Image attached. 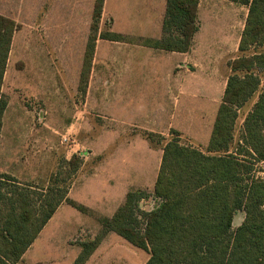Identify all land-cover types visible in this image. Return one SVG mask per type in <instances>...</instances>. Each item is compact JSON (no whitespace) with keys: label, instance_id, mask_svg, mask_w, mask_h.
I'll return each instance as SVG.
<instances>
[{"label":"trees","instance_id":"1","mask_svg":"<svg viewBox=\"0 0 264 264\" xmlns=\"http://www.w3.org/2000/svg\"><path fill=\"white\" fill-rule=\"evenodd\" d=\"M232 1L249 4L239 51L264 47V0ZM104 3L95 1V35L85 54L83 92L99 38L187 53L200 28L199 0H167L159 39L99 33ZM16 30L12 19L0 15V136L8 106L2 87ZM229 67L231 74L206 150L178 138L167 142L154 188H132L114 216H97L101 229L79 243L80 253L73 264H86L110 232L147 251L146 264H264V177L257 174L258 163L264 161V90L245 119L241 139L234 142L239 110L261 85L264 51L231 60ZM83 164L82 157L74 154L62 162L48 186L38 189L0 173V264H20L63 202L95 216L68 196ZM6 181L14 186L7 188ZM149 200L157 205L146 210L142 204ZM239 211L244 219L233 229Z\"/></svg>","mask_w":264,"mask_h":264},{"label":"rangeland","instance_id":"2","mask_svg":"<svg viewBox=\"0 0 264 264\" xmlns=\"http://www.w3.org/2000/svg\"><path fill=\"white\" fill-rule=\"evenodd\" d=\"M95 1L0 0V15L12 19L17 25L2 87V95L8 106L0 136V173L14 176L21 185L34 189L48 186L62 162L78 154L84 164L73 178L72 187L97 168L102 160L101 156H94L92 152L98 132H107L104 106L85 105L90 104L89 96L87 91L81 89L85 54L91 36L95 35L92 29ZM232 18L233 15L228 13L219 22L203 20L197 39L203 45H199V48L204 53L209 52L211 65L208 68L206 58L199 55L188 68L190 73L182 74L181 81L185 88L184 93L179 95V103L164 105L176 113L174 124L165 136L154 135L153 140L158 146L174 138L183 144L203 146L207 134L211 136L214 115L216 118L219 108L213 100L217 98L222 101V91L231 74L229 62L243 55L251 56L264 51V47L244 53L239 51L244 23L241 21L237 28ZM104 25L99 33L110 32L108 24ZM205 70H216L220 76H207ZM188 77H194L195 86L190 87ZM203 82L211 84L213 90L205 91L199 86ZM263 90L264 75L261 74L257 93L239 110L234 131L235 143L241 139L245 119ZM130 106L132 113L139 108L138 105ZM147 108L149 113H153L154 105H147ZM211 125V132L208 133ZM64 137L69 141L64 142ZM207 146L202 149L206 150ZM152 162L153 159L148 158V165ZM257 169V174L264 177V161L258 163ZM5 185L7 188L14 186L9 181ZM73 197L79 198V194L75 193ZM156 205L155 200L144 202L146 210ZM243 219L244 213L239 211L233 229ZM68 233H58L59 236L46 244H40L41 240L36 242L37 249L26 254L23 264H59L55 253L49 252L50 249L79 247L81 241L96 235L89 231L80 235L77 232L72 235Z\"/></svg>","mask_w":264,"mask_h":264},{"label":"crops","instance_id":"3","mask_svg":"<svg viewBox=\"0 0 264 264\" xmlns=\"http://www.w3.org/2000/svg\"><path fill=\"white\" fill-rule=\"evenodd\" d=\"M166 5L167 0H105L100 29L108 24L110 31L115 33L159 39L163 36ZM248 11L249 4L241 1L199 0L197 18L200 28L187 53L168 52L130 42L97 40L86 88L90 104L85 105L104 106L102 109L106 114L107 132H98L94 138L96 149L93 148L92 152L94 156H101L102 160L97 168L71 187L68 195L95 216L63 202L20 264H23L26 254L37 249L36 242L40 240V244H46L48 240L59 236L58 233L68 235L70 232L72 235L77 232L80 235L89 231L97 234L101 229L96 223L97 216H114L132 188H154L167 141L158 146L153 137L155 134L165 136L176 117L171 107L165 108L164 105L179 103V95L184 93L185 88L181 81L182 74L190 73L188 68L196 61V56L205 57L208 68L211 65L209 52L204 53L199 48L202 44L197 39L203 20L219 22L231 13V21L234 20L238 28L241 21L245 26ZM214 71L205 70V73L207 76L219 77L220 74ZM187 82L191 84L190 87L196 85L194 77H188ZM226 85L227 81L223 94ZM199 86L205 91L213 90L211 84L205 82ZM213 102L219 106L222 101L215 98ZM130 105H138L139 108L132 113ZM147 105H154L153 113L148 112ZM204 115L201 114L202 119ZM207 135L203 146L209 142L210 135ZM190 146L204 151L203 146ZM157 157L158 161L155 162ZM148 158L153 159L151 165H148ZM75 193L79 194V198L73 197ZM70 240L67 239L68 242ZM49 252L55 253L59 264H73L80 253V247H55ZM149 257L147 251L110 232L86 264H146Z\"/></svg>","mask_w":264,"mask_h":264},{"label":"built area","instance_id":"4","mask_svg":"<svg viewBox=\"0 0 264 264\" xmlns=\"http://www.w3.org/2000/svg\"><path fill=\"white\" fill-rule=\"evenodd\" d=\"M63 141H64V142H68V141H69V139H68V138H66V137H64V138H63Z\"/></svg>","mask_w":264,"mask_h":264}]
</instances>
